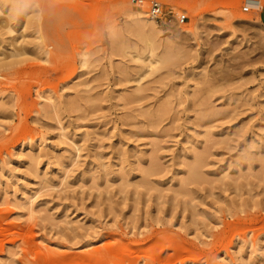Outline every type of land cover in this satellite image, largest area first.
I'll return each mask as SVG.
<instances>
[{
  "label": "rangeland",
  "instance_id": "1",
  "mask_svg": "<svg viewBox=\"0 0 264 264\" xmlns=\"http://www.w3.org/2000/svg\"><path fill=\"white\" fill-rule=\"evenodd\" d=\"M158 1L0 0V264H264V0Z\"/></svg>",
  "mask_w": 264,
  "mask_h": 264
},
{
  "label": "built area",
  "instance_id": "2",
  "mask_svg": "<svg viewBox=\"0 0 264 264\" xmlns=\"http://www.w3.org/2000/svg\"><path fill=\"white\" fill-rule=\"evenodd\" d=\"M137 5L141 8H146L147 14L158 22L169 19L163 4L158 0H150L148 3H145L144 0H137ZM175 19L177 23L181 24L186 21L187 15L182 11L176 14Z\"/></svg>",
  "mask_w": 264,
  "mask_h": 264
},
{
  "label": "bare ground",
  "instance_id": "3",
  "mask_svg": "<svg viewBox=\"0 0 264 264\" xmlns=\"http://www.w3.org/2000/svg\"><path fill=\"white\" fill-rule=\"evenodd\" d=\"M248 6L249 7H252V8H259V7H261V0H249L248 2ZM138 19H140V21H139V24H143V27H144V25H148L149 27L150 26H152V29H154L153 27H154V23H153V20H150V19H146V17L145 16H140V17H138ZM6 20H7V18H6ZM149 21V22H148ZM141 22V23H140ZM142 26V25H141ZM140 26V27H141ZM11 31L13 30L12 28H10L9 26H7ZM143 29V28H142ZM151 29V28H150ZM3 31V30H2ZM1 35V34H0Z\"/></svg>",
  "mask_w": 264,
  "mask_h": 264
}]
</instances>
